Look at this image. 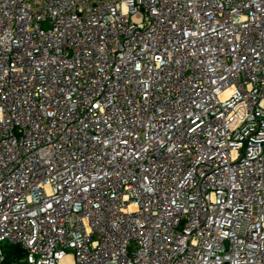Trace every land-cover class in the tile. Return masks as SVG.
Wrapping results in <instances>:
<instances>
[{
  "label": "built area",
  "instance_id": "obj_1",
  "mask_svg": "<svg viewBox=\"0 0 264 264\" xmlns=\"http://www.w3.org/2000/svg\"><path fill=\"white\" fill-rule=\"evenodd\" d=\"M6 243L264 264V0H0Z\"/></svg>",
  "mask_w": 264,
  "mask_h": 264
},
{
  "label": "trees",
  "instance_id": "obj_2",
  "mask_svg": "<svg viewBox=\"0 0 264 264\" xmlns=\"http://www.w3.org/2000/svg\"><path fill=\"white\" fill-rule=\"evenodd\" d=\"M4 250H5V257H6L5 263L7 264L17 260L23 254L18 245H13L9 243H6L4 245Z\"/></svg>",
  "mask_w": 264,
  "mask_h": 264
},
{
  "label": "rangeland",
  "instance_id": "obj_3",
  "mask_svg": "<svg viewBox=\"0 0 264 264\" xmlns=\"http://www.w3.org/2000/svg\"><path fill=\"white\" fill-rule=\"evenodd\" d=\"M69 252H71V251H69Z\"/></svg>",
  "mask_w": 264,
  "mask_h": 264
}]
</instances>
